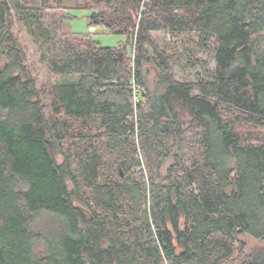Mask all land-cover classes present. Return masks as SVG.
Instances as JSON below:
<instances>
[{
    "label": "trees",
    "instance_id": "trees-1",
    "mask_svg": "<svg viewBox=\"0 0 264 264\" xmlns=\"http://www.w3.org/2000/svg\"><path fill=\"white\" fill-rule=\"evenodd\" d=\"M72 3L125 42L0 0V264H264L238 240H264V0ZM156 32L211 43L212 80L177 81Z\"/></svg>",
    "mask_w": 264,
    "mask_h": 264
},
{
    "label": "rangeland",
    "instance_id": "rangeland-1",
    "mask_svg": "<svg viewBox=\"0 0 264 264\" xmlns=\"http://www.w3.org/2000/svg\"><path fill=\"white\" fill-rule=\"evenodd\" d=\"M62 4L70 8L68 9V18L63 22L65 32L89 34L101 47H117L125 42L124 36L111 34L103 26L88 27L87 17L89 12L71 9L73 8L72 0H62ZM12 34L26 54V65L36 79L39 89H45L48 82V72L40 58V52L22 26L15 24ZM150 39L159 51L167 57L177 81L195 83L212 80L215 63L211 43L205 49H199L195 45L193 35H180L172 38L163 32L151 33ZM154 75L156 76V74H151L152 77L149 79L151 82L155 77ZM58 161H60V158H58ZM35 232L38 233V229H35ZM238 240L245 245L244 254L264 246V240H255L244 234L239 236Z\"/></svg>",
    "mask_w": 264,
    "mask_h": 264
}]
</instances>
